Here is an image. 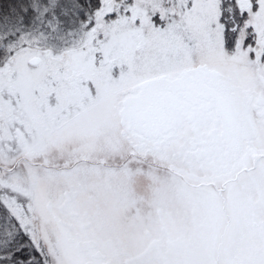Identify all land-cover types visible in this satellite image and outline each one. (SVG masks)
<instances>
[{
    "label": "rangeland",
    "instance_id": "374dc122",
    "mask_svg": "<svg viewBox=\"0 0 264 264\" xmlns=\"http://www.w3.org/2000/svg\"><path fill=\"white\" fill-rule=\"evenodd\" d=\"M77 14L73 0H49L30 27L0 30V259L19 252L20 225L41 264H215L210 235L193 244L199 212L157 205L174 185L143 160L167 149L126 135L159 79L192 68L264 101V0H102Z\"/></svg>",
    "mask_w": 264,
    "mask_h": 264
},
{
    "label": "flooded vegetation",
    "instance_id": "af4514ba",
    "mask_svg": "<svg viewBox=\"0 0 264 264\" xmlns=\"http://www.w3.org/2000/svg\"><path fill=\"white\" fill-rule=\"evenodd\" d=\"M207 73L192 68L175 79L162 76L155 100L126 136L131 144L137 141L153 151L167 149L162 161H143L174 185L163 197L164 207L156 201L160 208L184 203L199 212L198 220L190 221L199 235L194 245L206 246L210 235L214 262H219L217 248L225 247L229 264H264V151L258 150L257 130L264 124V101L238 95ZM204 189H211L210 204L203 202ZM234 190L242 201L238 221L234 194L229 200ZM216 201L223 205L219 217ZM199 255L190 256L195 264H202Z\"/></svg>",
    "mask_w": 264,
    "mask_h": 264
},
{
    "label": "trees",
    "instance_id": "16d2710c",
    "mask_svg": "<svg viewBox=\"0 0 264 264\" xmlns=\"http://www.w3.org/2000/svg\"><path fill=\"white\" fill-rule=\"evenodd\" d=\"M49 0H0V30L8 26L30 27L37 18L38 11L45 6ZM75 10H77V21H84L85 14H93L100 10L102 0H73ZM3 50H0V53ZM1 57V56H0ZM0 207H3L0 201ZM6 209V208H5ZM7 211V210H6ZM10 214L11 220L16 222L14 216ZM9 214L6 213L7 216ZM3 216H0V224ZM16 231L15 238L10 243V253L16 252L8 258L0 259V264H41L36 253L29 252V246L32 245L29 236L22 231L20 225Z\"/></svg>",
    "mask_w": 264,
    "mask_h": 264
},
{
    "label": "water",
    "instance_id": "95a60500",
    "mask_svg": "<svg viewBox=\"0 0 264 264\" xmlns=\"http://www.w3.org/2000/svg\"><path fill=\"white\" fill-rule=\"evenodd\" d=\"M30 62H31L32 64H35V63H38V62H39V59L35 58V59H32Z\"/></svg>",
    "mask_w": 264,
    "mask_h": 264
}]
</instances>
